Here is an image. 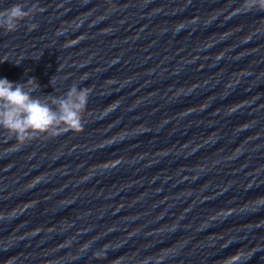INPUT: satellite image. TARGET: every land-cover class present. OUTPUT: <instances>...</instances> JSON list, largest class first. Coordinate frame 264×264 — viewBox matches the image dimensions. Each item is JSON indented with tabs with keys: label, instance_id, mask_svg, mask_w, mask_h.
<instances>
[{
	"label": "water",
	"instance_id": "water-1",
	"mask_svg": "<svg viewBox=\"0 0 264 264\" xmlns=\"http://www.w3.org/2000/svg\"><path fill=\"white\" fill-rule=\"evenodd\" d=\"M15 3L38 8L0 29V78L35 77L37 96L73 84L91 94L81 132L18 145L0 129V264H216L167 0H0V10Z\"/></svg>",
	"mask_w": 264,
	"mask_h": 264
},
{
	"label": "clouds",
	"instance_id": "clouds-1",
	"mask_svg": "<svg viewBox=\"0 0 264 264\" xmlns=\"http://www.w3.org/2000/svg\"><path fill=\"white\" fill-rule=\"evenodd\" d=\"M254 7L264 10V0H246V9ZM37 8V4L28 7L25 3H15L0 10V29L16 31L21 22L33 16ZM29 27L34 29L37 25L31 24ZM38 89L40 85L35 77L20 83L0 78V129L13 136L18 145L41 135L55 137L69 131H83L90 89L78 88L77 84H73L60 96L33 95ZM239 259V254L234 255L227 259L226 264H236Z\"/></svg>",
	"mask_w": 264,
	"mask_h": 264
}]
</instances>
